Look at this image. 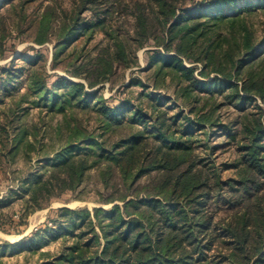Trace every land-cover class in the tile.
I'll use <instances>...</instances> for the list:
<instances>
[{
	"label": "trees",
	"instance_id": "obj_1",
	"mask_svg": "<svg viewBox=\"0 0 264 264\" xmlns=\"http://www.w3.org/2000/svg\"><path fill=\"white\" fill-rule=\"evenodd\" d=\"M36 1L0 0V9L16 2L22 12ZM182 4L72 0L61 15L45 7L31 20L32 42L53 45L49 69L85 82L59 76L48 90L33 81L42 107L65 120L77 109L91 112L97 127L90 132L68 124L66 137L21 183L25 211L44 209L76 190L91 170L114 191L101 199L112 204L108 210L58 209L55 227L6 247L37 251L71 236L70 246L38 264H264V47L257 48L245 20L253 9L264 10V0H212L179 13ZM87 11L97 19L83 17ZM149 43L160 49L150 59L155 87L173 86L198 127L189 117L184 124L185 115L171 114L169 107L158 111L153 128L140 130L143 117L129 113L128 105L107 106L102 98L94 104L98 91L85 92L121 84ZM41 59L37 53L26 62L34 67ZM182 59L201 64L199 77L210 81L199 80ZM200 101L205 103L197 107ZM226 107L237 114L224 121L218 113ZM26 134L17 129L12 152ZM213 136L223 142L210 145ZM227 147L232 158L216 155Z\"/></svg>",
	"mask_w": 264,
	"mask_h": 264
},
{
	"label": "rangeland",
	"instance_id": "obj_2",
	"mask_svg": "<svg viewBox=\"0 0 264 264\" xmlns=\"http://www.w3.org/2000/svg\"><path fill=\"white\" fill-rule=\"evenodd\" d=\"M71 1L38 0L27 4L22 11L25 15L24 20L21 17L20 6L16 2L13 7L5 6L0 9V201L7 202L6 205L0 204V264H38L59 255L63 246H70L75 241L71 236L53 241L37 251L16 250L5 246L23 242L32 238L35 233L55 227L54 221L57 218L58 209L91 211L95 207L108 210L112 206V204L101 203V199L112 194L114 189L109 184L108 188H105L100 182L97 170H91L85 182L76 190L64 192L53 199L48 207L31 214L25 211L24 197L21 193L22 181L36 171L38 160L49 150L55 149L59 144L58 141L66 137L69 131L68 124L71 126L81 124L90 132L97 127L95 116L91 112L77 109L75 118L66 120L58 114H49L42 107L40 100L42 94L36 95L33 91L32 82L37 80L45 82L48 90H53V84L59 76L72 82L85 83L83 80L69 77L62 71L50 70L53 45L48 43L39 46L31 40L34 35V28L29 27L32 19L38 17L45 7H53L54 16L61 15L62 12L71 9ZM182 1L179 13L197 10L212 0ZM238 3H244V0H238ZM83 17L87 20L97 19L90 11L84 12ZM245 20L247 26L255 32L257 48H263L264 10L253 9L251 13L246 14ZM98 39L100 36L96 38V41ZM154 50L160 49L149 43L136 53L137 66L124 74L121 84L117 83L113 88H110L108 83L93 89L85 87V92L98 91L97 100L92 101L94 104L98 98H102L103 104L107 106L117 107L121 103L128 105L129 113L136 111L143 117L141 124L137 127L140 130L153 128L158 111H166L165 109L169 107H173L171 114L180 112L185 115L183 116L184 124L189 117L190 124L197 125L194 122V115L189 113L188 104L183 105L177 100L173 86L155 87L153 75L155 68H150V59ZM37 53L42 59L36 61L34 63L36 66L32 67L26 61L33 59ZM21 55H24V58H20ZM182 65L185 68H193L194 75L199 80L210 81L211 77L208 79L199 77L202 71L201 64L182 59ZM199 97L202 98V96ZM218 102L216 100V103ZM204 103L200 101L197 107ZM256 103L262 106L260 102ZM171 114L167 111V118ZM236 114L233 107L222 108L218 113L224 121L225 115H229L231 119ZM17 129H24L28 134L25 136L24 145L18 151L12 152ZM121 133L126 135L128 131ZM216 136L212 137L210 145L217 146L223 142L224 138ZM204 137L203 133L200 134L201 139ZM227 149H218L216 155L223 159L232 158L233 150Z\"/></svg>",
	"mask_w": 264,
	"mask_h": 264
}]
</instances>
